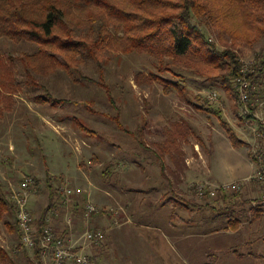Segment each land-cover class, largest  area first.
<instances>
[{
    "label": "rangeland",
    "instance_id": "obj_1",
    "mask_svg": "<svg viewBox=\"0 0 264 264\" xmlns=\"http://www.w3.org/2000/svg\"><path fill=\"white\" fill-rule=\"evenodd\" d=\"M204 29L211 39H218L216 32L206 26ZM226 39L228 45L219 43L221 47H229L238 52L244 66L253 72L256 56L264 47V39L254 45L233 41L228 36ZM0 50L15 55L32 51L29 45L16 44L3 38L0 39ZM79 61H82L81 80L70 76L66 70L42 77L40 83L43 87L30 89L27 94L19 96L16 110L8 114L4 121H0V198L2 196L11 200L13 190L25 177H35L38 186L40 185L33 194V213L37 217L41 212L50 214L52 209H57L62 214L63 204L76 198L82 200L85 221L91 218L93 220L95 214L107 212V191L104 190L106 185L103 184H106L107 178L102 170L97 172L94 168L106 152H119L129 156L140 151L137 137L142 122L147 121L149 124L148 131L141 133L151 145L164 140L165 129L173 121L188 124L193 129V136L192 140H188L190 146H186L188 155L184 153L185 157L191 156V153L197 150V145L203 152L198 140L207 137L211 127L219 124L218 116L194 109L178 91L168 93L161 83L148 81L146 76L156 71L155 63L149 56L104 51L98 62L91 59ZM141 72L145 76L142 83H138L136 75ZM182 74L184 84L191 93L190 97L198 106H206L207 103L206 107L219 110V104L224 100V91L219 83L198 78L190 73ZM161 76L173 80L171 74L165 73ZM101 77L106 79L111 96L101 86ZM257 79L259 82L255 83L257 86L252 87V92L254 88L261 91L260 99L253 101L254 107H257L256 111H259V108L264 107V74ZM47 91L51 94L52 101L57 99L65 102L44 105L37 103L35 97L45 95ZM213 92L218 93L215 102L209 99ZM109 98L113 99L114 104L109 102ZM114 117H119L124 128L130 129L133 135L121 130L113 120ZM260 118L255 121L258 127ZM243 122L245 123V120ZM79 123L87 128L84 129ZM88 131L96 132L90 134ZM91 153H95L96 159L92 160ZM90 161L93 164L91 166ZM68 170L79 172L78 175L73 173L74 179H77L74 187L66 182L65 172L69 174ZM93 182L103 188L94 189ZM65 186L74 190L68 202L64 201L60 192L61 187ZM199 186H191V192L198 197ZM135 187L132 186V191ZM171 198L180 201L176 196H169L160 205L155 202L148 203L152 214L135 216L133 221L126 225L127 245L120 248L109 246L107 234L112 233L110 230L101 229L105 233L102 243L99 246L87 243L88 248L84 251L89 264H204L205 257L190 255L187 238L181 239L190 232L187 216L182 219L183 213H180V217L173 221L174 226L168 221L169 212L172 214L174 210L168 206ZM156 199L159 201V196ZM180 202L186 204L185 201ZM89 204L95 205L99 211L89 213L86 209ZM187 207L191 208L189 205ZM103 216L107 218V213ZM8 220L13 225V230L5 223ZM113 222L109 223L114 225ZM16 223V217L0 219V245L10 253L16 263L54 264L52 254L43 256L39 261L33 250L24 247L20 232L14 228ZM104 226L106 227V224ZM88 229L98 230L94 225L84 227V230ZM176 234H179L178 238ZM176 248L180 253H175ZM124 249L128 252L126 256ZM97 251L101 255L95 258L92 253Z\"/></svg>",
    "mask_w": 264,
    "mask_h": 264
},
{
    "label": "trees",
    "instance_id": "obj_2",
    "mask_svg": "<svg viewBox=\"0 0 264 264\" xmlns=\"http://www.w3.org/2000/svg\"><path fill=\"white\" fill-rule=\"evenodd\" d=\"M205 26L217 33V40L207 35ZM227 36L245 45L264 39V0H0V39L26 44L32 49L17 55L0 50V121L16 110L19 96L43 87L42 77L66 70L70 76L81 80L82 61L79 59L98 62L104 51L149 56L156 71L146 76L148 81L161 83L168 93L178 91L200 112L219 116V110L206 107L207 103L198 106L192 100L182 73L219 83L224 94L237 98L234 86L242 76L244 62L238 52L219 44L228 45ZM254 67V71L246 75L252 87L259 82L257 77L264 74V47L256 56ZM165 73L171 74L173 80L163 78L161 75ZM144 76L142 72L137 74V82L142 83ZM100 83L111 92L105 78L101 77ZM112 98L109 102L114 104ZM52 99L48 91L35 97L41 105L65 102ZM113 120L121 130L130 133L119 117ZM139 129L140 136L144 127ZM88 132L95 134L96 131ZM165 135L166 142L152 144L151 151L165 156L171 153L172 144H178V156L184 159L182 147L193 136V129L182 121H175L166 128ZM229 135L235 144L239 142L231 127ZM143 147L147 144L143 143ZM171 156L176 158L172 153ZM182 161H178L181 166ZM170 200L173 204L181 203ZM16 214L12 200L1 196L0 219L16 217ZM5 223L13 230L9 220ZM45 224V216L38 225L36 222L33 251L39 261L43 249L38 235ZM14 228L21 234L18 222ZM0 263L17 264L1 245Z\"/></svg>",
    "mask_w": 264,
    "mask_h": 264
},
{
    "label": "crops",
    "instance_id": "obj_3",
    "mask_svg": "<svg viewBox=\"0 0 264 264\" xmlns=\"http://www.w3.org/2000/svg\"><path fill=\"white\" fill-rule=\"evenodd\" d=\"M252 93V100L258 101L261 91L254 88ZM223 99L219 104V124L211 127L209 137L198 140L203 152L197 145V150H194L191 156H184V160L178 156L176 148L179 145L172 144L171 153L176 158H173L171 153L162 156L158 152H152V145L140 135L137 141L140 151L129 156L119 152H106L103 155V159H100L94 169L97 172L102 170L107 178L106 184L103 182L104 186L106 185L104 190L107 191L108 203L107 212L103 214L107 213V218L99 213L95 214L93 220L91 218L85 221L82 200L77 198L63 204L62 214L57 209H52L50 214L41 212L39 217L45 216L57 235L70 240L75 251L84 255L88 248L82 239L87 232L84 227L94 225L98 230H110L112 234H107L108 245L120 248L128 242L126 225L131 223L135 216L152 214L148 203L155 202L160 205L169 196H176L186 204H173L170 200L168 206L174 210L172 214L169 212L167 218L174 226L173 221L180 217V213H183L182 219L187 216L190 232L182 234L181 239L187 238L190 255H203L204 264H264V183L253 178L259 169L256 154L260 144L256 136V123L247 126L246 122H243L239 115L237 98L223 94ZM253 108L256 118H264V107L259 108V111H256L257 107ZM141 126L144 127L142 132L145 134V131H148V122H142L139 128ZM230 127L238 137L237 144L229 135ZM130 135L133 133L130 132ZM166 140L167 136L164 134V140L156 143L164 144ZM143 143L147 144L146 148ZM186 146H190V142L182 147L183 152L188 155ZM78 155L80 157V154ZM91 156L92 160L96 159L95 153H91ZM179 160H183L182 166L185 164L183 169L181 162L178 163ZM89 163L90 166L93 165L92 161ZM68 172L69 174L65 172L66 182L74 187L77 179H74L73 173L78 175L79 172ZM234 182L241 183L240 191L218 192L215 198H200L191 192L192 185L206 183L218 187ZM92 185L94 189L100 188L94 182ZM132 186H136L134 192ZM158 196L159 201L156 199ZM33 198L35 196H32L30 202L32 211ZM69 200L64 198L65 202ZM39 217L37 225L41 219ZM111 221H114V225L109 223ZM176 235L178 238L179 234ZM176 250L175 253H180L178 248ZM92 254L95 258L101 255L98 251ZM126 254L128 252L124 249V255ZM68 264L76 263L72 261Z\"/></svg>",
    "mask_w": 264,
    "mask_h": 264
},
{
    "label": "built area",
    "instance_id": "obj_4",
    "mask_svg": "<svg viewBox=\"0 0 264 264\" xmlns=\"http://www.w3.org/2000/svg\"><path fill=\"white\" fill-rule=\"evenodd\" d=\"M249 72L250 71L244 66L242 69V76L237 79L234 86L237 102L240 107L239 115L248 125L258 120L253 110L254 104L251 97L252 85L246 76ZM209 99L211 102L217 101L218 93H211ZM258 122L260 126L258 127V125H256V136L259 139L260 145L256 157L259 163V169L253 178L258 182L264 183V118H260ZM241 187L242 185L240 182L224 184L218 187L205 183L199 186V197L204 198L208 196L215 198L218 192H237L241 190ZM37 188V179L33 176H27L12 193V202L17 211L16 219L22 234V244L24 247L31 250H34L36 246L37 227L36 217L31 209L30 202ZM60 192L65 199H69L74 194L73 188L69 186L61 187ZM86 209L89 213H97L99 211L98 208L92 204H89ZM38 237L41 241L43 256L47 257L49 254H52L54 264H66L72 261L76 264L89 263L86 256L75 251V247L70 240L57 235L48 220H46V224L43 226ZM104 238L105 233L102 230H88L82 236V239H84L86 243L93 246H99Z\"/></svg>",
    "mask_w": 264,
    "mask_h": 264
},
{
    "label": "bare ground",
    "instance_id": "obj_5",
    "mask_svg": "<svg viewBox=\"0 0 264 264\" xmlns=\"http://www.w3.org/2000/svg\"><path fill=\"white\" fill-rule=\"evenodd\" d=\"M88 261H89V260H88ZM89 263H90V262H89ZM89 263H88V264H89ZM66 264H67V263H66Z\"/></svg>",
    "mask_w": 264,
    "mask_h": 264
}]
</instances>
